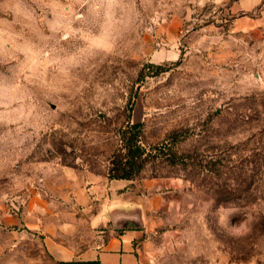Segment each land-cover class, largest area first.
Masks as SVG:
<instances>
[{"label":"rangeland","instance_id":"obj_1","mask_svg":"<svg viewBox=\"0 0 264 264\" xmlns=\"http://www.w3.org/2000/svg\"><path fill=\"white\" fill-rule=\"evenodd\" d=\"M178 152L110 180L118 131ZM264 264V0H0V264Z\"/></svg>","mask_w":264,"mask_h":264},{"label":"trees","instance_id":"obj_2","mask_svg":"<svg viewBox=\"0 0 264 264\" xmlns=\"http://www.w3.org/2000/svg\"><path fill=\"white\" fill-rule=\"evenodd\" d=\"M119 147L109 158L107 171L110 180H134L139 178L146 168L157 162L177 165L178 152L165 153L162 146L148 147L143 142V124L128 122L118 131ZM80 264H100L88 261Z\"/></svg>","mask_w":264,"mask_h":264},{"label":"crops","instance_id":"obj_3","mask_svg":"<svg viewBox=\"0 0 264 264\" xmlns=\"http://www.w3.org/2000/svg\"><path fill=\"white\" fill-rule=\"evenodd\" d=\"M125 230L112 234L103 244L82 253L84 261H99L100 264H144L140 246L142 230L135 227H124Z\"/></svg>","mask_w":264,"mask_h":264}]
</instances>
